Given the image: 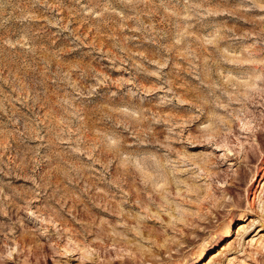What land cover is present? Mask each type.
I'll return each instance as SVG.
<instances>
[{
  "label": "rangeland",
  "instance_id": "obj_1",
  "mask_svg": "<svg viewBox=\"0 0 264 264\" xmlns=\"http://www.w3.org/2000/svg\"><path fill=\"white\" fill-rule=\"evenodd\" d=\"M263 225L264 0H0V264H264Z\"/></svg>",
  "mask_w": 264,
  "mask_h": 264
},
{
  "label": "bare ground",
  "instance_id": "obj_2",
  "mask_svg": "<svg viewBox=\"0 0 264 264\" xmlns=\"http://www.w3.org/2000/svg\"><path fill=\"white\" fill-rule=\"evenodd\" d=\"M220 151L222 150L221 148H218ZM231 165L232 166H234L235 164L234 163H232L231 162ZM247 218V216H245V219ZM248 220L249 219H247L246 221H244L242 224H244L245 222H248ZM240 225V227H239V231L237 232V234L238 235H240V236H244V233H241V232H243V231H246V229L249 227L248 225ZM264 226V225H263ZM261 227V229L258 231V233L256 234L257 236L261 233V232H263L264 231V227ZM231 236V232H229V237ZM256 237H253L252 239H251V243L252 244H259L258 246H260L262 249H264V235L262 234L259 238H257V240L255 239ZM224 250H225V248H223ZM206 253H203L202 255H201V258L199 259V260H202V257H204V255H205ZM218 257V256H217ZM212 259V258H211ZM213 259H214V262L216 261L215 260V256L213 257ZM218 260V259H217ZM213 261V260H212ZM201 264V263H200ZM220 264V263H219Z\"/></svg>",
  "mask_w": 264,
  "mask_h": 264
}]
</instances>
